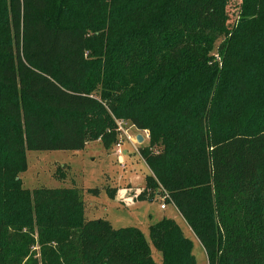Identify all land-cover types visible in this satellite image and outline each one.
Masks as SVG:
<instances>
[{"label": "trees", "instance_id": "obj_1", "mask_svg": "<svg viewBox=\"0 0 264 264\" xmlns=\"http://www.w3.org/2000/svg\"><path fill=\"white\" fill-rule=\"evenodd\" d=\"M117 120L150 132L136 200L165 197L209 264H264V0H0V264H196L171 219L150 244L79 189L23 188L27 151L110 148Z\"/></svg>", "mask_w": 264, "mask_h": 264}, {"label": "rangeland", "instance_id": "obj_2", "mask_svg": "<svg viewBox=\"0 0 264 264\" xmlns=\"http://www.w3.org/2000/svg\"><path fill=\"white\" fill-rule=\"evenodd\" d=\"M240 11L241 6L239 11L230 8L228 16L231 26L234 20V27H237ZM225 40L226 36L218 39L212 52L218 62L221 60L219 46ZM133 133L134 129L131 130ZM147 145L143 143L138 148ZM123 148L129 150V155H124L122 163L116 154L115 145L106 148L101 141L90 142L80 151H27L28 169L18 177L23 188L30 191L38 188L79 189L86 205L85 215L88 220L108 221L115 230L138 228L150 244V226L164 218L171 219L191 241L196 264H209L201 243L175 207L168 204L167 209L163 210L162 197L152 191L148 192L147 200H136L145 189L150 170L140 156V149L137 152L128 142ZM123 161L124 165H121ZM94 189H98V195L92 193ZM108 189L114 190L112 193L116 195L115 198L109 197ZM122 191L126 192L120 196ZM152 249L155 260L161 262V254L154 247Z\"/></svg>", "mask_w": 264, "mask_h": 264}, {"label": "built area", "instance_id": "obj_3", "mask_svg": "<svg viewBox=\"0 0 264 264\" xmlns=\"http://www.w3.org/2000/svg\"><path fill=\"white\" fill-rule=\"evenodd\" d=\"M116 123L118 127L117 131L119 133V139L117 143L115 144V151H116V154L121 159V163H122L124 155L127 154V151L124 150L123 145L126 142H128L138 152V150L140 149L138 147L141 146L143 143L149 144L150 132L148 130L141 131L137 129L135 125H133L130 121H127V120H117ZM132 129L135 130V133L133 134H131ZM139 135L142 136V139H143L142 142H139V139H138ZM121 165H124V161H123V164ZM162 201L164 204H162L161 208L166 209L165 197H162Z\"/></svg>", "mask_w": 264, "mask_h": 264}, {"label": "crops", "instance_id": "obj_4", "mask_svg": "<svg viewBox=\"0 0 264 264\" xmlns=\"http://www.w3.org/2000/svg\"><path fill=\"white\" fill-rule=\"evenodd\" d=\"M127 151V154L129 155V150H126ZM126 191H127V189H126ZM126 191H122L121 193H120V196H121V194H123V193H125ZM170 205H172V204H170ZM173 207H175L174 205H172ZM166 209H167V207H166ZM166 209H163V210H166ZM175 209L177 210V208L175 207ZM177 212H178V210H177ZM180 214V213H179ZM183 218V217H182ZM186 222V221H185ZM191 229V228H190Z\"/></svg>", "mask_w": 264, "mask_h": 264}, {"label": "water", "instance_id": "obj_5", "mask_svg": "<svg viewBox=\"0 0 264 264\" xmlns=\"http://www.w3.org/2000/svg\"><path fill=\"white\" fill-rule=\"evenodd\" d=\"M138 139H139V142L143 141L142 136H140V135H139Z\"/></svg>", "mask_w": 264, "mask_h": 264}]
</instances>
